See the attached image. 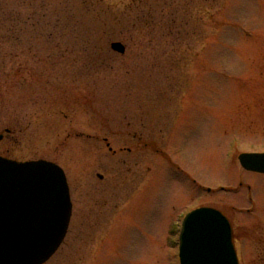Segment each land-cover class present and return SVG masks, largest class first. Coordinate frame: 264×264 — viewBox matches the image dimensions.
Returning <instances> with one entry per match:
<instances>
[{
	"label": "rangeland",
	"instance_id": "374dc122",
	"mask_svg": "<svg viewBox=\"0 0 264 264\" xmlns=\"http://www.w3.org/2000/svg\"><path fill=\"white\" fill-rule=\"evenodd\" d=\"M0 134L67 177L47 264H181L200 208L264 264V175L239 161L264 154V0H0Z\"/></svg>",
	"mask_w": 264,
	"mask_h": 264
},
{
	"label": "water",
	"instance_id": "95a60500",
	"mask_svg": "<svg viewBox=\"0 0 264 264\" xmlns=\"http://www.w3.org/2000/svg\"><path fill=\"white\" fill-rule=\"evenodd\" d=\"M112 49L126 52L121 43ZM240 163L246 171L264 174V154H244ZM72 212L61 167L0 157V264L48 262L67 235ZM180 259L181 264H239L229 220L212 208L189 214L180 237Z\"/></svg>",
	"mask_w": 264,
	"mask_h": 264
},
{
	"label": "flooded vegetation",
	"instance_id": "af4514ba",
	"mask_svg": "<svg viewBox=\"0 0 264 264\" xmlns=\"http://www.w3.org/2000/svg\"><path fill=\"white\" fill-rule=\"evenodd\" d=\"M234 241H235V244L237 243V240L236 239H234ZM236 246H237V244H236ZM237 249H238V247H237Z\"/></svg>",
	"mask_w": 264,
	"mask_h": 264
}]
</instances>
